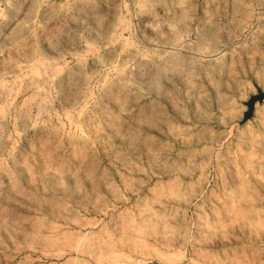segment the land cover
Returning a JSON list of instances; mask_svg holds the SVG:
<instances>
[{"label":"rangeland","instance_id":"374dc122","mask_svg":"<svg viewBox=\"0 0 264 264\" xmlns=\"http://www.w3.org/2000/svg\"><path fill=\"white\" fill-rule=\"evenodd\" d=\"M0 264H264V0H0Z\"/></svg>","mask_w":264,"mask_h":264},{"label":"water","instance_id":"95a60500","mask_svg":"<svg viewBox=\"0 0 264 264\" xmlns=\"http://www.w3.org/2000/svg\"><path fill=\"white\" fill-rule=\"evenodd\" d=\"M262 96H260L258 98V100H262ZM253 104H254V99H252L249 103H248V110L245 112L244 117H243V121H246L248 119H250L252 117L253 114Z\"/></svg>","mask_w":264,"mask_h":264},{"label":"crops","instance_id":"0c3cea01","mask_svg":"<svg viewBox=\"0 0 264 264\" xmlns=\"http://www.w3.org/2000/svg\"><path fill=\"white\" fill-rule=\"evenodd\" d=\"M39 1H42V0H39Z\"/></svg>","mask_w":264,"mask_h":264}]
</instances>
